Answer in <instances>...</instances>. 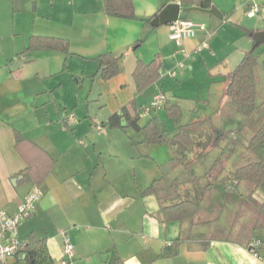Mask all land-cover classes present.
Here are the masks:
<instances>
[{
  "label": "crops",
  "instance_id": "obj_1",
  "mask_svg": "<svg viewBox=\"0 0 264 264\" xmlns=\"http://www.w3.org/2000/svg\"><path fill=\"white\" fill-rule=\"evenodd\" d=\"M212 3L223 19L181 4L180 19L207 29L180 46L170 40V26H153L176 1L133 0L135 19L126 20L109 17L104 0H0V210L16 214L39 185L42 198L19 237L45 240L52 264H62L64 237L74 247L68 264H264V193L245 183L226 190L247 154L240 139L264 122V45L262 60L256 53L254 119L245 126L224 97L225 76L254 48L247 31H264V0ZM255 5L260 12L250 18ZM32 37L66 40L70 52H26ZM205 41L210 48L196 52ZM108 52L121 57L122 71L105 82L99 57ZM157 55L161 78L139 93L137 63ZM161 93L179 103L181 118L172 120L165 108L147 111ZM133 100L140 129L158 117L170 140L181 127L207 118L223 132L237 126L217 148L199 145L208 126L190 135L189 148L149 146L143 131L128 127L124 108ZM69 113L76 118L70 130ZM17 134L24 139L19 148ZM177 158L183 165L173 168ZM153 184L157 194L142 196ZM186 200L199 204L195 221L165 223L161 207ZM242 230L245 237H231ZM254 241L261 242L259 256L247 248ZM22 259L20 253L8 264Z\"/></svg>",
  "mask_w": 264,
  "mask_h": 264
},
{
  "label": "trees",
  "instance_id": "obj_2",
  "mask_svg": "<svg viewBox=\"0 0 264 264\" xmlns=\"http://www.w3.org/2000/svg\"><path fill=\"white\" fill-rule=\"evenodd\" d=\"M171 1H176L185 6L197 7L204 10H209L213 6L212 0ZM104 8L105 13L109 17L126 20L135 19L133 0H104ZM247 33L252 37L255 34L254 31H247ZM139 44L141 43H138L133 48V51L139 46ZM261 46L253 48L251 51L247 52L239 66L224 78V97L229 100L234 107L235 112L245 118V126L254 119L258 112L257 70L259 62L256 53ZM38 50L61 52L68 55L70 52V43L66 40L53 37H32L26 52ZM99 63L98 74L103 81L108 82L121 74V57H117L113 53L108 52L99 57ZM162 68L163 63L160 55H157L149 64H145L141 61L137 63V68L134 72V80L139 93L147 90L161 78ZM164 108L168 117L171 119H177L182 116L183 111L178 102L167 101ZM124 114L129 121L128 127L134 128L137 132L143 131L145 134L144 143L149 146H165L173 142L184 148H189L194 145V140L190 135L193 133H203L205 129H207V126V138L203 143H199V145L203 146L205 149L217 148L223 142L229 140V135L214 126L212 120L209 118L181 127L177 135L170 140L166 137L165 132L162 129L161 120L158 117L152 119L144 129H140L138 125L140 116L138 114V107L135 100L131 101L124 108ZM115 118L116 117H113V120ZM65 127L70 130L66 123ZM16 140V148H19L20 143L23 142L24 139L20 134H17ZM244 150L255 160L237 167L233 178L238 184H247L252 192L262 191L264 193V122H262V124L254 131L253 135L246 140ZM180 165H183V162L178 158L175 159L173 168ZM184 166L185 169H188V165ZM211 186L212 185H208L205 189L208 190ZM36 187H39V185ZM226 190L228 191V189ZM151 194H157L154 184L143 192L142 196H148ZM198 213L199 204L192 200H186L178 204L161 207V214L165 223L185 221L194 222ZM180 242V239L175 241V243ZM20 253L22 254V261L24 264H52L46 241L37 238L35 235L29 236L27 243H25L20 249Z\"/></svg>",
  "mask_w": 264,
  "mask_h": 264
},
{
  "label": "built area",
  "instance_id": "obj_3",
  "mask_svg": "<svg viewBox=\"0 0 264 264\" xmlns=\"http://www.w3.org/2000/svg\"><path fill=\"white\" fill-rule=\"evenodd\" d=\"M259 12L260 7L255 5L249 10L248 16L250 18L257 17ZM169 26L170 40L178 43L180 46L185 40L192 39L196 37L199 32H205L207 29L205 24L197 23L188 19H179ZM209 48V42L205 41L196 48V52L201 53L202 51ZM181 52L184 55H188L185 49H181ZM167 100L168 99L166 95L162 93L157 95L147 111H158L163 109ZM65 122L68 126L76 122L74 114H67ZM237 184L238 183L236 181H233V183L227 187L228 191H231ZM41 198L42 192L40 188L35 187L20 203L16 214L10 215L4 210H0V264H8L11 259L20 254V249L25 245V243H23L19 237V228L23 222L27 221L33 216L36 206L38 205ZM260 247L261 242L254 241L249 244L248 250L253 255L259 256ZM73 251V245L68 238L64 237L62 264H68V262L71 261Z\"/></svg>",
  "mask_w": 264,
  "mask_h": 264
},
{
  "label": "water",
  "instance_id": "obj_4",
  "mask_svg": "<svg viewBox=\"0 0 264 264\" xmlns=\"http://www.w3.org/2000/svg\"><path fill=\"white\" fill-rule=\"evenodd\" d=\"M189 11L203 12L211 16H214L218 19H223V16L219 13L216 7H212L209 10H204L195 7L189 9L187 12ZM180 14H181V4H169L154 19L153 26L154 27L169 26L180 19ZM253 39L255 42L254 48L264 45V31L255 33L253 35Z\"/></svg>",
  "mask_w": 264,
  "mask_h": 264
},
{
  "label": "rangeland",
  "instance_id": "obj_5",
  "mask_svg": "<svg viewBox=\"0 0 264 264\" xmlns=\"http://www.w3.org/2000/svg\"><path fill=\"white\" fill-rule=\"evenodd\" d=\"M182 17L183 18H192V15L191 14H187V13H183L182 14ZM260 49V48H259ZM263 50H258V55L259 56H261V60H262V56L263 55H261L263 52H262ZM179 118H181V117H179ZM172 120H174V119H172ZM235 126H237L236 124H234V123H232V125H231V127H229V126H226L225 128H223V130L225 131V133L226 134H228L229 135V132L233 129V128H235ZM237 134H235V136H236ZM232 138V137H231ZM205 140V139H204ZM246 138L245 137H242L241 139H240V145H241V147H243V145L244 144H246ZM203 141V140H202ZM203 143V142H202ZM241 149H243V148H241ZM247 153V152H246ZM243 161H242V165H245V164H248V163H250V162H252L253 160H255L254 158H252L250 155H248V153L246 154V157L245 158H243L242 159ZM223 191V193L225 194V191L224 190H222ZM241 223V222H240ZM245 230H242L241 231V233L240 234H235V233H233L232 235H231V237H234V238H243V237H245Z\"/></svg>",
  "mask_w": 264,
  "mask_h": 264
}]
</instances>
